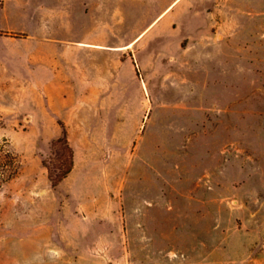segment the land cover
<instances>
[{"label": "rangeland", "instance_id": "1", "mask_svg": "<svg viewBox=\"0 0 264 264\" xmlns=\"http://www.w3.org/2000/svg\"><path fill=\"white\" fill-rule=\"evenodd\" d=\"M0 264H264V0H0Z\"/></svg>", "mask_w": 264, "mask_h": 264}, {"label": "trees", "instance_id": "2", "mask_svg": "<svg viewBox=\"0 0 264 264\" xmlns=\"http://www.w3.org/2000/svg\"><path fill=\"white\" fill-rule=\"evenodd\" d=\"M61 126L63 129L62 137L52 143L55 155H59L60 160L57 165L59 167L47 168L49 179L54 188L57 187L71 173L74 165V152L69 144L67 131L62 124Z\"/></svg>", "mask_w": 264, "mask_h": 264}]
</instances>
